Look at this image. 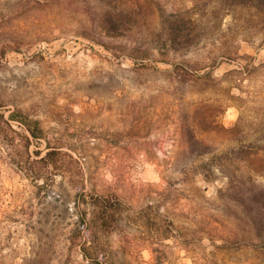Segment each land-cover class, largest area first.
I'll list each match as a JSON object with an SVG mask.
<instances>
[{
    "label": "rangeland",
    "instance_id": "1",
    "mask_svg": "<svg viewBox=\"0 0 264 264\" xmlns=\"http://www.w3.org/2000/svg\"><path fill=\"white\" fill-rule=\"evenodd\" d=\"M14 110L40 130L0 119V264H264L205 238L245 228L218 192V164L244 165L212 156L264 153L263 0H0V112ZM193 133L211 153L191 152ZM97 195L122 208L86 257Z\"/></svg>",
    "mask_w": 264,
    "mask_h": 264
},
{
    "label": "trees",
    "instance_id": "2",
    "mask_svg": "<svg viewBox=\"0 0 264 264\" xmlns=\"http://www.w3.org/2000/svg\"><path fill=\"white\" fill-rule=\"evenodd\" d=\"M117 15L119 16L120 14L117 13ZM112 17L111 15H107L105 17L106 23H111ZM0 119L9 127L13 126V122L18 121L26 127L30 136L33 138L39 137V127L35 122L29 121L19 110L11 112L6 119L4 118V113L0 112ZM218 127L227 131L229 135L237 130V124L234 128L226 130L224 127L214 123V128ZM27 140H29L28 137ZM191 141L192 146L190 150L194 154L201 157L212 152L210 146H207L204 140L194 133L191 134ZM57 154H59V151L51 150L47 152L44 159ZM259 154L260 152L252 151L247 145L240 144L232 146L222 154L214 155L211 158V160H215L217 158L230 157L233 161H237V164L241 163L244 165L218 164L221 176L227 180L226 187L218 191L219 195L223 200H233L240 207L238 214L244 220L245 228L241 232L236 231L232 236L216 235L215 233L208 232L205 238L215 247L230 248L236 243H240L246 247H260V250L264 254V188L253 179L254 175H264V153L262 155ZM210 164L212 162L201 163V171L195 172L202 175L205 180H215L216 176H213V171L209 167ZM246 168L247 171H245ZM81 189L82 187L78 188V190ZM92 198V201L86 202L88 208L81 211L80 225L77 229L79 239L83 240L81 248L86 257L88 256L87 251H89L88 243L91 242L89 231H91L92 225H97V222H101L103 230H110L116 212H120L122 208V203L116 195H110L109 197L97 195ZM82 232L83 234H81Z\"/></svg>",
    "mask_w": 264,
    "mask_h": 264
}]
</instances>
